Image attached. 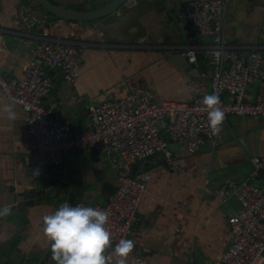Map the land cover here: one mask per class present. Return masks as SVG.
Returning a JSON list of instances; mask_svg holds the SVG:
<instances>
[{
  "label": "crops",
  "instance_id": "0c3cea01",
  "mask_svg": "<svg viewBox=\"0 0 264 264\" xmlns=\"http://www.w3.org/2000/svg\"><path fill=\"white\" fill-rule=\"evenodd\" d=\"M147 2L123 4L92 21L54 19L49 14L41 17L48 20L47 27L53 36L83 44L79 77L61 80L67 104L65 111L55 113V118L71 120L72 132L87 127L85 107L105 93L121 95L146 89L155 100H188L189 79L195 80L203 91L208 89L209 77L199 74L211 66L206 48L197 52L196 64L192 66L182 49L171 47L187 38L189 22L181 18L180 23L168 25L165 21L172 17L168 5L180 14L184 0ZM20 5L21 0H0V70L6 75L22 74L32 46L41 40L44 26H39L41 22H24ZM224 31L228 40H237L248 46L246 49L264 42V0H227ZM196 42L208 44L210 37L202 35ZM263 85L259 80L249 82L246 98L254 99ZM9 101L0 88V207H12L10 215L0 217V258L5 255L4 260L10 264H43L52 255L50 241L43 231L44 216L65 202L85 207L104 202L118 187L117 167L94 148L70 151L55 165L60 170L57 175L71 178L70 185L76 188L70 191L68 200L64 201L55 190L51 191L53 197L31 193L37 183L49 181L55 173L52 166L47 176L34 178L26 170L22 158L30 150L31 142L25 111L18 102L11 101L17 118L9 120L3 111ZM52 105L48 102L47 106L50 109ZM169 146L172 163L156 154L148 163L139 159L132 165L134 172L149 170L151 178L126 235V239L135 241L127 264L132 255L141 256L145 264H208L228 245L226 219L238 208L233 191L220 202L209 190L221 186L226 179L239 182L247 178L264 183L251 168V157L264 154V114L227 115L215 148L203 142L196 151L189 152L172 140ZM26 190L30 191L27 199H22ZM8 247L11 248L7 250ZM258 260L255 264L263 263ZM48 264L55 262L51 259Z\"/></svg>",
  "mask_w": 264,
  "mask_h": 264
},
{
  "label": "built area",
  "instance_id": "2783aa9c",
  "mask_svg": "<svg viewBox=\"0 0 264 264\" xmlns=\"http://www.w3.org/2000/svg\"><path fill=\"white\" fill-rule=\"evenodd\" d=\"M226 5L227 0H184L180 14L189 22V33L182 43L171 45L182 49L188 62H194L197 52L206 48L210 71L202 69L199 74L209 77L207 90L203 91L195 80L189 79L186 82L190 93L188 100H155L146 89L121 95L105 93L103 98L87 104L88 125L77 132H72L68 118L52 117L43 99L52 83L47 66H57L67 80L79 77L81 42L53 36L46 23L41 28V40L30 50L22 74L6 75L0 70V88L4 96L18 102L25 111L31 148L22 160L32 177L47 176L49 168L61 163L68 152L87 147L94 148L99 155H106L117 167L118 187L104 202L93 205V208L110 213L107 227L113 237V248L120 239H126L151 178L149 170L133 171L135 161L160 154L163 160L172 163L169 140L189 152L196 151L203 142L215 148L221 140L227 115L264 114V85L254 99L245 96L249 82L264 83V42L246 49L248 46L239 41L228 40L224 31ZM1 18L0 11V21ZM202 35L209 36L210 43L196 42ZM213 93L219 95L226 114L218 133L211 130L203 104L204 96ZM251 163L253 174H259L264 180V154L253 155ZM209 191L220 202L233 191L238 208L226 219L228 245L208 264H255L259 258L264 264V183L257 184L247 178L239 182L226 179L221 186ZM0 264L10 263L0 258ZM129 264L145 262L141 256L132 255Z\"/></svg>",
  "mask_w": 264,
  "mask_h": 264
},
{
  "label": "clouds",
  "instance_id": "9594fccd",
  "mask_svg": "<svg viewBox=\"0 0 264 264\" xmlns=\"http://www.w3.org/2000/svg\"><path fill=\"white\" fill-rule=\"evenodd\" d=\"M203 104L211 130L218 133L226 118L219 95L204 96ZM3 111L9 120H16L14 102H7ZM11 212V205L0 207V217ZM109 218L110 213L105 209L72 206L67 202L44 216L43 231L51 244V259L55 264H127L135 241L120 239L113 248V237L107 227Z\"/></svg>",
  "mask_w": 264,
  "mask_h": 264
},
{
  "label": "water",
  "instance_id": "95a60500",
  "mask_svg": "<svg viewBox=\"0 0 264 264\" xmlns=\"http://www.w3.org/2000/svg\"><path fill=\"white\" fill-rule=\"evenodd\" d=\"M147 3V0H73L72 2H68L66 0H21L20 11L24 22L30 25L33 23L39 24V22H41L39 26H42L46 24L48 20L46 18L41 19V17H46L48 14L54 19L65 18L76 20L78 22H82L84 20L92 21L100 16H105L110 12L118 10L123 4L126 6H134V4L146 5ZM168 7L170 8L172 16L165 21L168 25L173 26L174 22L180 23L181 18L187 19L183 15L175 12L174 8H171L169 5ZM173 34L176 35V37L179 35L177 34V31H174ZM185 58L187 59L186 55ZM188 63L194 66L196 64V60ZM209 71L210 68L207 72ZM47 73L51 75L52 83L47 95L43 99V103L46 106L48 105V102L53 103L50 108V112L52 113V117H55V113L60 114L65 111L67 104V100L65 99L66 96L61 86V80L65 78L63 72L55 69L53 66H47ZM154 156H156V154L149 155L141 160L144 163H148V160L152 159ZM52 171L55 174L49 179V181L41 184L37 183L35 190L31 193H35L37 196L48 194L53 197L51 191L55 190L58 192L59 196L64 197V201H67L70 191H75L76 188L71 187V178L63 179V176L59 177V175H57L60 170L56 169L55 166L52 167ZM29 192L30 191L27 190L24 191L22 199H27ZM9 248L11 247H8L7 250H9ZM7 250H3L5 251V254H7ZM1 258L6 259V256L4 255ZM15 259L13 261H16ZM41 259L42 258H40L39 261ZM49 260H51L50 256L46 257L43 264H48Z\"/></svg>",
  "mask_w": 264,
  "mask_h": 264
},
{
  "label": "rangeland",
  "instance_id": "374dc122",
  "mask_svg": "<svg viewBox=\"0 0 264 264\" xmlns=\"http://www.w3.org/2000/svg\"><path fill=\"white\" fill-rule=\"evenodd\" d=\"M251 168H252V164H251ZM258 261H261V259H259Z\"/></svg>",
  "mask_w": 264,
  "mask_h": 264
}]
</instances>
